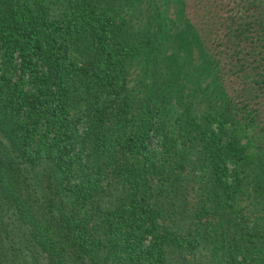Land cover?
Here are the masks:
<instances>
[{
  "label": "trees",
  "instance_id": "1",
  "mask_svg": "<svg viewBox=\"0 0 264 264\" xmlns=\"http://www.w3.org/2000/svg\"><path fill=\"white\" fill-rule=\"evenodd\" d=\"M133 4L0 0V264H264V0Z\"/></svg>",
  "mask_w": 264,
  "mask_h": 264
},
{
  "label": "rangeland",
  "instance_id": "2",
  "mask_svg": "<svg viewBox=\"0 0 264 264\" xmlns=\"http://www.w3.org/2000/svg\"><path fill=\"white\" fill-rule=\"evenodd\" d=\"M133 1V8H130V10L126 9L127 13H131L136 9V6L138 5H143L145 8L146 7H153L154 5L158 4L159 8L156 10L157 13H159V17L163 20H165L166 22L169 21V25H166L167 28L170 30V32L172 33L174 30H177V32H181L183 31V28L185 29L186 32L190 31V32H194V27L191 23L187 22V19L185 17V15L187 17H191L193 15L194 17V22L195 24H200L201 22L198 20L197 16H196V10H198V13H201V11L205 12L206 14H208L210 16V20L212 19L211 16H213L215 13L214 11L209 12V10L207 11V7L210 8L214 7V5H219V4H223L226 3L227 1L229 2V0H184L185 2V8H184V3L183 0H151L152 2H150V0H132ZM204 6V8L201 10L200 6ZM178 6H182V10H183V16L184 19L186 21L185 25H178L175 26V20L178 16ZM126 7H128L126 5ZM181 10V9H180ZM185 12V15H184ZM208 20L207 18H205L203 20V22L201 23L202 29H205L207 26L211 25V21ZM213 28L208 27V30H204L207 33H211ZM175 37H177V34H173ZM197 36V35H196ZM206 36H202L198 34L197 37V41L196 44H194V47L197 46L199 43L198 41L200 39L204 40V45L203 47H207V42H206Z\"/></svg>",
  "mask_w": 264,
  "mask_h": 264
}]
</instances>
